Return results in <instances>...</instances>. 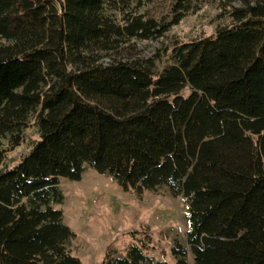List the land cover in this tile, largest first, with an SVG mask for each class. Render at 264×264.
Segmentation results:
<instances>
[{"label":"trees","instance_id":"obj_1","mask_svg":"<svg viewBox=\"0 0 264 264\" xmlns=\"http://www.w3.org/2000/svg\"><path fill=\"white\" fill-rule=\"evenodd\" d=\"M0 0V164L31 119L38 138L0 168V264H81L63 221L61 179L88 165L123 191L164 187L186 207L172 262L142 230L100 264H264V0H219L231 22L117 59L157 40L197 0Z\"/></svg>","mask_w":264,"mask_h":264},{"label":"rangeland","instance_id":"obj_2","mask_svg":"<svg viewBox=\"0 0 264 264\" xmlns=\"http://www.w3.org/2000/svg\"><path fill=\"white\" fill-rule=\"evenodd\" d=\"M226 1L241 6L240 0ZM167 4V0H156L144 9L156 17H167ZM230 22V17L223 16L219 0H197L186 17L163 37L151 41L131 40L114 55L117 59L146 58L159 51L158 71L164 64L165 49L173 40L185 41L210 35L216 28ZM37 138L31 119L22 142L6 152L0 168H11L18 163ZM60 185L64 193L60 205L63 221L75 232L69 248L81 264H100L107 255L124 254L142 230H147L151 237L149 253L173 261L169 253L170 243L174 237L184 241L187 228L186 207L179 196H171L164 187L145 190L141 195L123 191L110 173L99 172L88 165L79 180L62 178Z\"/></svg>","mask_w":264,"mask_h":264}]
</instances>
